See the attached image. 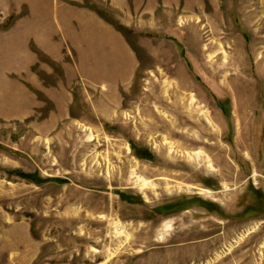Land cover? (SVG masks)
Masks as SVG:
<instances>
[{
    "label": "rangeland",
    "instance_id": "374dc122",
    "mask_svg": "<svg viewBox=\"0 0 264 264\" xmlns=\"http://www.w3.org/2000/svg\"><path fill=\"white\" fill-rule=\"evenodd\" d=\"M147 1H82L136 54L118 96L79 81L66 115L28 85L0 118V264H264V0ZM26 12L0 0V45Z\"/></svg>",
    "mask_w": 264,
    "mask_h": 264
},
{
    "label": "crops",
    "instance_id": "0c3cea01",
    "mask_svg": "<svg viewBox=\"0 0 264 264\" xmlns=\"http://www.w3.org/2000/svg\"><path fill=\"white\" fill-rule=\"evenodd\" d=\"M82 1L25 0V16L12 23L0 45V62L8 65L0 66V118L33 114L36 96L28 85L40 89L58 111L69 115L74 85L79 81L84 89H99L104 97H116L121 88L131 84L138 61L128 39ZM105 1L129 9L128 0ZM153 2L156 4V0H148L146 8L154 10ZM30 43L50 61L61 64L67 84L45 86L38 82L31 70L38 57ZM21 73H26V84L19 80Z\"/></svg>",
    "mask_w": 264,
    "mask_h": 264
},
{
    "label": "bare ground",
    "instance_id": "6f19581e",
    "mask_svg": "<svg viewBox=\"0 0 264 264\" xmlns=\"http://www.w3.org/2000/svg\"><path fill=\"white\" fill-rule=\"evenodd\" d=\"M196 2V1H195ZM240 107H242L243 108V106H242V104H240L239 105ZM183 107V106H182ZM198 107V106H197ZM196 107V108H197ZM241 111H243V110H241ZM187 114L185 113V116H186ZM188 115H189V113H188ZM244 117H246L245 115H244ZM244 120V119H243ZM178 124V123H177ZM187 124V123H186ZM243 124V123H242ZM168 126H169V124H168ZM173 128V127H172ZM171 128V129H172ZM171 129H170V131H171ZM144 185H145V183H144ZM114 226H115V232H116V234H118V235H121V234H123L124 233V226H123V224L120 222V221H118V220H116L115 221V223H114Z\"/></svg>",
    "mask_w": 264,
    "mask_h": 264
}]
</instances>
